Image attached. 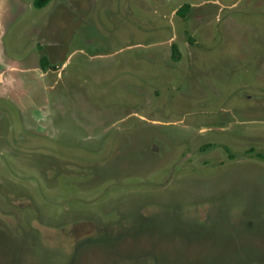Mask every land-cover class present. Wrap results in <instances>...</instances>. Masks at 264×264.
Instances as JSON below:
<instances>
[{
  "label": "rangeland",
  "instance_id": "1",
  "mask_svg": "<svg viewBox=\"0 0 264 264\" xmlns=\"http://www.w3.org/2000/svg\"><path fill=\"white\" fill-rule=\"evenodd\" d=\"M33 2L0 0V264H264V0Z\"/></svg>",
  "mask_w": 264,
  "mask_h": 264
},
{
  "label": "trees",
  "instance_id": "2",
  "mask_svg": "<svg viewBox=\"0 0 264 264\" xmlns=\"http://www.w3.org/2000/svg\"><path fill=\"white\" fill-rule=\"evenodd\" d=\"M51 0H34L33 2V6L36 8V9H42L44 8L45 6H47V4L50 2ZM189 6L188 5H184L182 6L178 11H177V14L178 15H184L186 14V11L188 10ZM177 53V50H176V47L173 46V57H175Z\"/></svg>",
  "mask_w": 264,
  "mask_h": 264
}]
</instances>
